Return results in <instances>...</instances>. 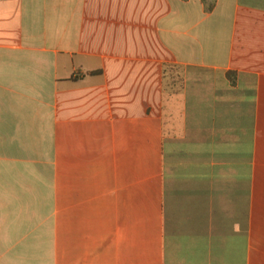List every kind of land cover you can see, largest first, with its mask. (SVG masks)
I'll use <instances>...</instances> for the list:
<instances>
[{
	"label": "crops",
	"instance_id": "crops-1",
	"mask_svg": "<svg viewBox=\"0 0 264 264\" xmlns=\"http://www.w3.org/2000/svg\"><path fill=\"white\" fill-rule=\"evenodd\" d=\"M0 264H264V0H0Z\"/></svg>",
	"mask_w": 264,
	"mask_h": 264
}]
</instances>
